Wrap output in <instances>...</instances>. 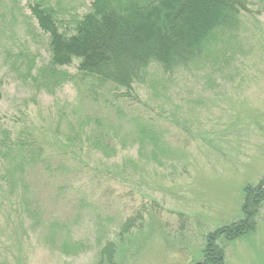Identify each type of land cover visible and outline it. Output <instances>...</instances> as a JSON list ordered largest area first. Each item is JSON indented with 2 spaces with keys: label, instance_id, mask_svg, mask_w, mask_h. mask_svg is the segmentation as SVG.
Here are the masks:
<instances>
[{
  "label": "rangeland",
  "instance_id": "rangeland-1",
  "mask_svg": "<svg viewBox=\"0 0 264 264\" xmlns=\"http://www.w3.org/2000/svg\"><path fill=\"white\" fill-rule=\"evenodd\" d=\"M39 1L0 0V138L39 155L16 171L22 185L6 175L20 160L0 152V264H101L109 241L114 264H210L212 246L220 264H264V201L253 232L219 233L245 226V190L264 186V0H242L219 60L152 65L131 95L80 78L52 89L37 75L52 54ZM44 1L73 34L94 0ZM140 123L161 138L156 160Z\"/></svg>",
  "mask_w": 264,
  "mask_h": 264
},
{
  "label": "trees",
  "instance_id": "trees-1",
  "mask_svg": "<svg viewBox=\"0 0 264 264\" xmlns=\"http://www.w3.org/2000/svg\"><path fill=\"white\" fill-rule=\"evenodd\" d=\"M30 8L39 28L49 36L51 60L37 75L50 77L52 89L80 78L109 84L131 95L134 85L143 82L152 65L173 74L180 69L200 70L211 61L219 60L225 38L232 37L241 27L244 3L242 0H94L90 12L77 23L73 34H69L68 29L61 30L57 12L47 1H39ZM75 60L79 62L77 74L59 69L71 66ZM137 128V142L142 146L150 144L157 151V154L153 152L156 160L161 149L159 134L143 123ZM24 147L25 143L19 146L9 132H4L0 138V152L15 153L20 160V165H13L10 172L6 171L10 183L19 180L24 185L16 171L39 157L34 150ZM255 190L262 194H256ZM245 192V226L237 223L219 231L229 233V239L255 230L254 219L259 200L264 201V186L247 187ZM135 223L134 218L125 221L121 236L130 233ZM211 244L212 241L208 246ZM66 248L69 246L65 243ZM115 250V243L107 242L101 250L100 263L114 264ZM204 255L210 264L221 263L219 248L212 246Z\"/></svg>",
  "mask_w": 264,
  "mask_h": 264
}]
</instances>
